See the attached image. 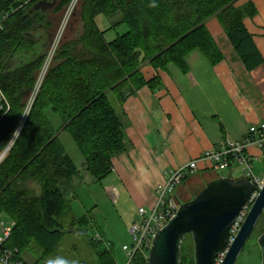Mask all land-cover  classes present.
Here are the masks:
<instances>
[{"label":"trees","instance_id":"obj_1","mask_svg":"<svg viewBox=\"0 0 264 264\" xmlns=\"http://www.w3.org/2000/svg\"><path fill=\"white\" fill-rule=\"evenodd\" d=\"M240 1L81 0L75 14L79 31L73 39L66 36L24 120L44 63L43 44L51 41L55 27L53 17L72 0H0V94L6 99L0 109V157L15 140L0 162V216L15 223L9 248L18 249L27 263L33 245L46 258L64 236L60 220L72 213L67 186L80 172L48 112L60 118L62 130L84 156L86 171L103 182L112 173L113 159L128 150L120 111L129 96L146 87L160 88L159 73L169 67L187 73V57L195 51L212 67L223 61L209 22L217 21L247 70L263 63L244 22L250 12L239 7ZM116 16L120 20L112 28L127 30L107 41L97 19ZM20 56L27 61L21 63ZM22 120L19 138L13 137ZM30 184L39 185L40 193ZM77 223L95 251L92 264H117L112 252L88 234V218ZM188 239L190 235L182 247V264H195ZM34 264L42 263L37 259Z\"/></svg>","mask_w":264,"mask_h":264},{"label":"crops","instance_id":"obj_2","mask_svg":"<svg viewBox=\"0 0 264 264\" xmlns=\"http://www.w3.org/2000/svg\"><path fill=\"white\" fill-rule=\"evenodd\" d=\"M251 2L256 15L245 25L263 60L259 67L247 70L217 21L212 20L208 29L224 56L219 65L212 67L195 51L187 57V73L174 67L160 72V88L152 91L146 87L132 94L120 111L128 150L113 159L111 175L100 183L108 179L117 183L119 192L114 186L103 187L115 190L119 202L133 207V223L139 219L140 207L153 205L167 172L198 160L228 139L242 140L251 126L264 121V0ZM49 42L43 44L44 51ZM18 60L27 61L24 56ZM82 167L86 171L85 159ZM200 172L188 177L179 193L192 179L216 178L210 172L199 177ZM84 180L80 175L67 186V191L73 188L72 199Z\"/></svg>","mask_w":264,"mask_h":264},{"label":"rangeland","instance_id":"obj_3","mask_svg":"<svg viewBox=\"0 0 264 264\" xmlns=\"http://www.w3.org/2000/svg\"><path fill=\"white\" fill-rule=\"evenodd\" d=\"M81 0H72V2L60 13L53 17V21L55 23V27L52 30V37L48 47L44 53V63L37 74L36 83L34 90L31 92L27 106L25 110V118L27 117L29 111L31 110L34 101L39 93V90L42 86H40L37 91V85L39 78L41 76L43 67L45 65L47 55L50 52V47L52 43L59 37L61 34V42L58 50L63 46L65 42L66 36H69V39H73L77 32L79 31V25L75 23V14L77 10L80 8ZM74 6V10L70 14L69 18L68 11L71 6ZM239 7L242 9H248L250 14L245 16L244 22L253 21V18L256 15V10L251 2V0H241L239 2ZM253 12V14H252ZM120 20V16H116L112 19H107L105 17H99L97 19V24L100 29L104 31L105 38L107 41H113L119 35H123L127 28L125 26L117 25L114 28L112 26ZM65 22V23H64ZM75 25L73 26V24ZM73 26V29H70ZM62 29V31H61ZM58 50L54 56L51 67L55 64V59L57 57ZM50 67V69H51ZM49 69V70H50ZM49 72V71H48ZM152 75V73H151ZM155 75V71L153 72ZM47 76V75H46ZM46 78V77H45ZM48 117L54 127V129L59 134V140L64 145L66 153L72 159L74 165L79 169L80 175L84 178V182L82 186L77 187L75 192V198L72 194L73 188H69L67 191L68 199L71 201L73 209L70 216H67L64 219H61L60 222L63 225V233L64 236L56 247V249L46 258H44V253L41 249L33 245V251L28 254L27 261L30 264H34V262L39 259L42 264H60L62 261H76L78 264H92L96 260V255L93 247L89 244L88 240L81 236V227L77 223V221L86 216L89 220V226L87 228L88 234L94 238L99 239L102 249H108L114 255L118 264H124L126 260L125 252L123 251L124 246H131L133 241L129 234V229L133 223V215L134 209L131 208L128 204L124 205V203L119 202L115 196V190H106L108 187L103 186H114L118 189V185L115 182H111V179H108L103 185L98 181H93V177L85 170H83L82 162L84 156L79 150L78 146L72 139V137L65 131L62 130V122L57 115H54L51 111L48 112ZM23 120L19 126L20 131L22 129ZM15 141V140H14ZM14 141L9 145V149L6 152L5 156L11 149ZM6 149V150H7ZM4 154V153H3ZM2 154V155H3ZM259 159L254 162V173L258 176L262 181H264V154L257 153ZM4 156V157H5ZM4 159L3 156H1ZM0 157V158H1ZM0 161V162H1ZM237 166V165H236ZM207 173L200 172L199 177L205 176ZM212 174V173H209ZM229 176L228 172L223 173L221 177L227 178ZM91 178V179H90ZM112 178V177H111ZM232 178L234 179H243L242 170L237 166L232 172ZM217 179V177L212 180L209 178L204 179H192L189 183H187L186 188L182 189V192L179 193V197L187 203L196 197L198 193H200L205 184ZM183 184V183H182ZM71 185V184H70ZM30 189L35 190L37 193H40L39 185L30 184ZM120 188L118 189L119 192ZM71 195V196H70ZM73 196V197H72ZM116 198V199H114ZM187 201V202H186ZM251 209V207H250ZM249 209V211H250ZM4 224L6 227L12 224L11 219L6 215L0 216V226ZM1 228V227H0ZM264 233V215L260 218L258 224L255 227L254 232L252 233L249 241L247 242L244 250L240 254L236 264H261V253L258 247V239ZM0 236H2L0 229ZM186 245L188 249H193V243L191 239L186 241ZM33 253V254H32ZM194 256V255H193ZM192 257V254H190ZM223 257H221L218 261V264L221 263Z\"/></svg>","mask_w":264,"mask_h":264},{"label":"water","instance_id":"obj_4","mask_svg":"<svg viewBox=\"0 0 264 264\" xmlns=\"http://www.w3.org/2000/svg\"><path fill=\"white\" fill-rule=\"evenodd\" d=\"M255 193L258 196L252 199ZM251 201L252 207L231 242L232 230ZM263 215L264 185L259 189L246 179L219 177L206 183L194 200L183 203L176 216L156 234L147 264H182V247L189 235L195 264H218L221 257L220 264H236ZM257 242L264 264V233Z\"/></svg>","mask_w":264,"mask_h":264},{"label":"built area","instance_id":"obj_5","mask_svg":"<svg viewBox=\"0 0 264 264\" xmlns=\"http://www.w3.org/2000/svg\"><path fill=\"white\" fill-rule=\"evenodd\" d=\"M73 10L74 6L72 5L68 11V18ZM61 39L60 34L50 47V52L47 55L48 57L38 81L37 91L51 67L54 56L60 47ZM5 100L4 95L0 94V109H3V102H6ZM253 150L264 154V121L251 126L247 135L242 140L234 141L228 139L216 148L207 151L198 160L181 166L174 171L167 172L166 182L159 186L155 192L153 205L138 209L139 219L129 229L133 243L131 246L123 247L126 256L124 264H147L149 251L156 234L176 216L181 205L184 203L178 193L180 186L188 177L195 175L197 172H210L217 178L221 177L223 173L228 172V178H232L233 167L237 165L242 170L243 179L251 181L261 189L264 181L254 173L253 164L259 157ZM257 196L258 193H255L252 199ZM252 204L253 202L251 201L245 206L236 222L232 230L231 242L237 236ZM14 226V222L8 227L4 224L0 226L2 233V236H0V264H28L21 258L18 249H12L7 246Z\"/></svg>","mask_w":264,"mask_h":264},{"label":"clouds","instance_id":"obj_6","mask_svg":"<svg viewBox=\"0 0 264 264\" xmlns=\"http://www.w3.org/2000/svg\"><path fill=\"white\" fill-rule=\"evenodd\" d=\"M13 137H16V138H19V135H20V128L17 127L13 133H12ZM61 264H78V262L76 261H71V262H68V261H62Z\"/></svg>","mask_w":264,"mask_h":264}]
</instances>
